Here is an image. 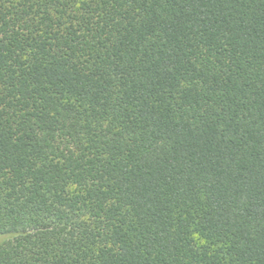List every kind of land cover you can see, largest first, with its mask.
Segmentation results:
<instances>
[{
    "label": "trees",
    "instance_id": "1",
    "mask_svg": "<svg viewBox=\"0 0 264 264\" xmlns=\"http://www.w3.org/2000/svg\"><path fill=\"white\" fill-rule=\"evenodd\" d=\"M0 264H264V0H0Z\"/></svg>",
    "mask_w": 264,
    "mask_h": 264
}]
</instances>
